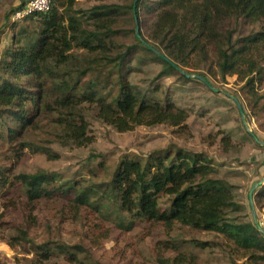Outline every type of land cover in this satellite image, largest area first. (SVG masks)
Returning a JSON list of instances; mask_svg holds the SVG:
<instances>
[{
	"label": "trees",
	"instance_id": "16d2710c",
	"mask_svg": "<svg viewBox=\"0 0 264 264\" xmlns=\"http://www.w3.org/2000/svg\"><path fill=\"white\" fill-rule=\"evenodd\" d=\"M67 1L73 2L54 0L48 12L32 13L30 17L38 24L32 29L15 30L0 58V137L15 141V150L17 146L20 150L35 146L24 136L39 117L51 123L52 133L62 143L81 146L91 142L82 107L86 102L95 104L98 117L118 131L137 125L183 124L186 109L169 98L161 102L140 94L124 76L127 58L140 47L143 51L138 58L142 62L150 58L161 62L159 76L178 73L186 81L192 80L175 63L190 74L206 76L203 70L208 67L222 77L237 74L250 81L256 76L264 78V0H116L96 5L82 16L91 20L89 28L83 26L81 17H66L60 11L59 5ZM128 9L140 24L144 40L173 63L137 35L130 45L115 39L117 34L128 33L117 26L120 13ZM257 23H261L258 30L239 32L242 25ZM75 45L92 54L85 67L72 53ZM63 65L69 67L64 70ZM95 67L118 70V92L112 99L101 93L94 78L81 80ZM7 116L12 117V126L7 124ZM57 177L46 170L21 172L14 175L15 183L0 177V186L12 183L23 189L29 210L42 197L62 192L70 197L69 207L115 214L124 229L141 221L166 230L178 223L195 230L216 231L251 264L264 263V234L253 221L229 216L240 204L232 185L217 176L216 167L203 152L177 148L146 158L125 155L105 183L103 199L93 192L95 184L65 181L53 186ZM196 244L208 246L207 241L197 240ZM55 246L69 261L86 264L78 256V251H87L82 245ZM166 246L178 248L175 243ZM36 247L35 264H46L51 247ZM194 260L193 254L187 258L185 253L176 259L186 264H195Z\"/></svg>",
	"mask_w": 264,
	"mask_h": 264
},
{
	"label": "rangeland",
	"instance_id": "374dc122",
	"mask_svg": "<svg viewBox=\"0 0 264 264\" xmlns=\"http://www.w3.org/2000/svg\"><path fill=\"white\" fill-rule=\"evenodd\" d=\"M26 1L0 0V58L12 42L11 35L15 30L32 29L38 24L30 15L14 17L16 10L24 3L27 5ZM115 1L73 0L59 5V9L66 17L70 14L81 17L83 26L89 28L91 20L82 16L96 5ZM132 13L129 9L122 10L117 19V26L128 33L117 34L115 39L127 45L135 41L136 35L137 21ZM260 26L261 23L244 24L239 32L248 34ZM141 51L143 48L140 47L127 58L122 70L124 76L140 94L161 102L169 98L186 109L188 115L183 124L137 125L131 130L118 131L98 117L95 104L86 102L82 107L91 142L81 146L62 143L52 133L51 123L39 117L24 136L35 146L22 150L17 146L15 150V141L0 137V177L15 183V174L51 171L58 176L53 186L65 181L95 184L93 192L103 199L105 183L125 155L146 158L161 150L181 148L208 156L217 169V176L232 185L235 199L240 204L229 216L234 220L254 222L249 192L254 182L264 178V78L260 80L256 76L250 81L249 77L241 78L237 74L222 77L207 67L203 71L216 88L214 90L196 77L186 81L178 73L159 76L161 62L152 58L142 62L138 58ZM72 53L82 67L92 57L88 50L77 45ZM68 65H63V69ZM197 71L192 69L194 73ZM91 78L109 99L117 94L118 70L95 67L81 80L87 82ZM234 97L240 102L243 113ZM5 119L8 125H13L12 117ZM261 184L264 183H259L253 192L259 221L264 217ZM69 200L68 195L58 192L42 197L29 210L23 189L12 183L0 186V264H35L36 245L42 244L51 247L46 264H78L69 261L55 244L82 245L87 251H78V256L86 264H186L176 261L180 253H185L187 258L193 254L195 264H251L242 256V251L216 231L195 230L178 223L166 230L141 221L124 229L118 225L115 214L91 213L85 208L78 211L69 207ZM125 224L129 225V221ZM197 240L207 241L208 246H198ZM167 243H175L178 248L168 247Z\"/></svg>",
	"mask_w": 264,
	"mask_h": 264
},
{
	"label": "water",
	"instance_id": "95a60500",
	"mask_svg": "<svg viewBox=\"0 0 264 264\" xmlns=\"http://www.w3.org/2000/svg\"><path fill=\"white\" fill-rule=\"evenodd\" d=\"M141 27H140V24L137 22L136 23V35L137 37H139L140 39L143 40V42L148 45L150 48H152L154 51H156V53L162 57L163 59L165 60H168L170 62H172L165 54H163L162 52H160L159 50H157L154 46H152L151 44H149L148 42H146L143 38V36L141 35ZM173 63V62H172ZM174 66L179 70L181 71L183 74H185L186 76L188 77H196L200 80H202L204 83H206L210 88L216 90V88L211 84V82L207 79L206 76H203V75H200V74H190L188 73L186 70H184L183 68L179 67L177 64L173 63ZM238 107H239V110L241 113H243V109H242V106L240 104V102L238 101V99L236 97H234ZM257 139V137H256ZM258 140V139H257ZM264 144V142H262ZM259 183H264V178L260 181H256L253 183L251 189H250V192H249V199H250V204H251V208H252V212H253V218H254V223L256 225V227L264 234V228L261 227L260 223H259V220L257 218V214H256V211H255V207H254V202H253V192H254V189L255 187L259 184Z\"/></svg>",
	"mask_w": 264,
	"mask_h": 264
},
{
	"label": "built area",
	"instance_id": "2783aa9c",
	"mask_svg": "<svg viewBox=\"0 0 264 264\" xmlns=\"http://www.w3.org/2000/svg\"><path fill=\"white\" fill-rule=\"evenodd\" d=\"M28 3H24V5L16 10L14 17L15 18H23L26 16L31 15L35 12H48L54 0H27ZM26 1V2H27ZM262 228H264V217L262 220L259 221Z\"/></svg>",
	"mask_w": 264,
	"mask_h": 264
}]
</instances>
